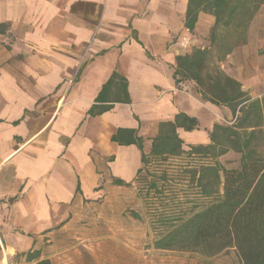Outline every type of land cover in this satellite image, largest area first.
I'll return each instance as SVG.
<instances>
[{
    "label": "crops",
    "instance_id": "crops-1",
    "mask_svg": "<svg viewBox=\"0 0 264 264\" xmlns=\"http://www.w3.org/2000/svg\"><path fill=\"white\" fill-rule=\"evenodd\" d=\"M188 7L0 0V264L33 250L58 264L72 236L88 238L81 220L138 202L149 159L211 144L233 113L210 94V73L264 94V32L224 54L210 47L214 16L200 10L190 29Z\"/></svg>",
    "mask_w": 264,
    "mask_h": 264
},
{
    "label": "trees",
    "instance_id": "trees-1",
    "mask_svg": "<svg viewBox=\"0 0 264 264\" xmlns=\"http://www.w3.org/2000/svg\"><path fill=\"white\" fill-rule=\"evenodd\" d=\"M262 4L264 0H189L186 24L192 29L200 10L211 13L215 18L212 44L217 43L219 32H232L230 39L218 46L225 54L246 40L249 24ZM187 74L196 77L193 72ZM209 80L213 81L210 94L228 105L232 123H216L211 131L212 143L202 151L189 153L215 158L233 150L240 154L239 166L226 168L210 163L193 169L191 183L206 201L190 202L183 210L159 214L152 226L158 232L153 245L160 250L206 257L233 251L240 264H264V94L251 98L238 81L220 71L210 73ZM138 176L148 182V190L161 194L159 183L148 180L144 167ZM39 254V250H33L25 257L28 262L34 261L30 264H52L48 258L39 259Z\"/></svg>",
    "mask_w": 264,
    "mask_h": 264
},
{
    "label": "rangeland",
    "instance_id": "rangeland-1",
    "mask_svg": "<svg viewBox=\"0 0 264 264\" xmlns=\"http://www.w3.org/2000/svg\"><path fill=\"white\" fill-rule=\"evenodd\" d=\"M257 12V18L247 29L251 36L264 32V4ZM231 36V31L219 32L217 43L210 45L211 49H219L220 43ZM224 123H232V117L226 116ZM239 158L238 152L228 150L215 158L185 152L149 159L144 169L149 173L148 180L151 178L159 183L161 194L148 190V182L142 180L143 183L138 185V202L131 207L113 208L106 216L104 210L96 209L90 222H80L83 227H88V238L83 232L77 233L76 237L72 236L69 246L56 250L62 254L58 264H77L76 259L81 264H240L233 251L206 257L192 252L156 249L153 242L158 232L152 228L154 220L162 212L183 210L190 206V202L200 204L206 201L200 196L195 183H191L193 169L198 170L201 165L210 163L237 168ZM85 241H94V245L86 246ZM2 256H6V253L0 250ZM9 262L28 263L20 253L15 254Z\"/></svg>",
    "mask_w": 264,
    "mask_h": 264
},
{
    "label": "built area",
    "instance_id": "built-area-1",
    "mask_svg": "<svg viewBox=\"0 0 264 264\" xmlns=\"http://www.w3.org/2000/svg\"><path fill=\"white\" fill-rule=\"evenodd\" d=\"M191 44V41L189 38H186V37H183L182 40L180 41V45L183 47V48H188L189 45ZM178 87L180 89H185L188 87V84L185 80H180L178 81Z\"/></svg>",
    "mask_w": 264,
    "mask_h": 264
}]
</instances>
